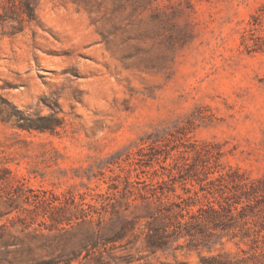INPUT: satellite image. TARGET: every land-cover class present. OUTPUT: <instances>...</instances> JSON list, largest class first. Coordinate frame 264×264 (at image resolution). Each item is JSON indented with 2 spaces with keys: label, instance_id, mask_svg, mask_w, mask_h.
Returning <instances> with one entry per match:
<instances>
[{
  "label": "rangeland",
  "instance_id": "374dc122",
  "mask_svg": "<svg viewBox=\"0 0 264 264\" xmlns=\"http://www.w3.org/2000/svg\"><path fill=\"white\" fill-rule=\"evenodd\" d=\"M38 14L0 38V264L73 247L83 264H264V0H39ZM38 117L58 124L20 126ZM162 182L192 213L229 214L228 197L229 226L153 251L136 205ZM82 207L92 221L69 243ZM124 217L141 228L104 251ZM93 232L104 257L81 248Z\"/></svg>",
  "mask_w": 264,
  "mask_h": 264
},
{
  "label": "trees",
  "instance_id": "16d2710c",
  "mask_svg": "<svg viewBox=\"0 0 264 264\" xmlns=\"http://www.w3.org/2000/svg\"><path fill=\"white\" fill-rule=\"evenodd\" d=\"M38 5L39 0H4L2 2V10H0V38L23 32L27 26L38 23ZM57 124L58 120L55 118V122L50 121V117L31 118L25 123L20 122V126L42 130L51 128ZM164 184L165 182L146 184L148 188L145 191L139 192L141 203L136 205L143 212L135 216L145 218L144 226L142 228L137 226L139 219L122 218L119 226H116L109 232H104L102 241L104 251L110 245H116L118 241L126 238L129 232L134 233L137 227L141 228V233L144 234L147 245L153 251H156L158 249L166 250L174 237L179 238L188 234L191 236L204 235L207 234L206 228H211L209 232L213 233L218 228L225 229L229 226L228 220L234 217V204L229 201L228 197L226 208L229 214L223 213L221 209L215 207L213 204H209L207 207L201 206L196 213H192L189 208L191 203L187 201L192 196L190 195L180 202H173L166 199L169 198L167 191L172 188H168ZM240 186L243 188L247 187L248 183H243ZM236 202L240 203L241 200H237ZM76 210H78L77 207ZM81 212L82 216L80 220L76 216V212L72 210V215L65 218V225L61 227V230L65 232L64 235L68 237L69 243L77 242L74 237L81 224L92 221L91 218H87L89 212L84 207L81 208ZM188 214L189 218H187ZM99 244L100 241L97 239L95 232L88 233L81 241V248L86 249L89 254L99 250L100 255L104 257ZM80 254L78 248L73 247L70 251L66 250L57 256L42 259L34 264H74L75 261L83 264L80 260ZM201 260L203 264H236L234 258L221 254L202 257ZM108 262L104 257V264H108Z\"/></svg>",
  "mask_w": 264,
  "mask_h": 264
}]
</instances>
